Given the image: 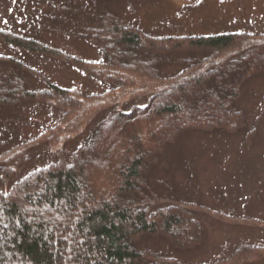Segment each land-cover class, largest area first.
I'll use <instances>...</instances> for the list:
<instances>
[{"label": "trees", "instance_id": "obj_1", "mask_svg": "<svg viewBox=\"0 0 264 264\" xmlns=\"http://www.w3.org/2000/svg\"><path fill=\"white\" fill-rule=\"evenodd\" d=\"M44 2L61 6L70 15L67 18L70 31L86 38L100 52L102 60L85 64L76 58L70 59L55 48L42 47L37 37L13 34L16 38L0 31V42L8 49L30 56L75 65L108 88L93 97L88 95V111L82 113L71 105L68 89L49 81L17 57L0 55L2 139L12 126L9 110L23 102L44 101L61 114V123L38 137L19 144L11 138L9 146L15 145L8 150L5 143L0 144V151L5 150L0 154V264H177L174 259L144 246L143 241L159 237L177 249L190 250L202 240L203 230L195 219L197 211L192 204L183 202L169 186L164 169L153 170V167L165 150L173 147L185 133H229L237 127L240 131L246 129L244 113L237 104L245 82L264 75V34L159 37L123 24L100 1L91 9L90 0L87 5L83 0ZM58 9L51 14L50 26L36 19V28L54 33L63 30L65 27L54 22L61 17ZM102 33L113 37L118 47L131 52L143 51L149 40L157 41V49L162 54L149 69L139 65L130 71L120 63L122 57L116 59L112 53L108 64L105 50L110 44ZM194 52L200 58L189 63L181 61V58L189 59L187 53ZM248 54L251 60L244 61ZM169 61L172 63L167 64ZM180 68L184 69L174 74ZM163 70L168 74L160 75ZM16 72L40 79L43 89L32 92L20 75L21 78L14 79ZM139 73L146 74L147 81ZM211 87L221 94L220 100L210 91ZM166 92L170 93L169 99L157 106L152 117L154 123H146L138 136L111 150H99L112 123L126 119L133 126L144 122V114L153 110L155 96ZM133 118L137 120L133 122ZM164 118H172L173 122L165 127ZM181 119L188 120L182 123ZM68 133L75 136L70 137ZM254 133L248 135L251 140ZM72 138L81 142L67 159L63 146ZM53 145L59 148L47 165L12 183L17 169L32 162L38 149ZM93 154L105 157L101 158L99 171L92 165ZM84 162H88V167ZM5 186H8L7 192L2 191L6 190ZM214 216L237 224L257 222L221 213Z\"/></svg>", "mask_w": 264, "mask_h": 264}, {"label": "rangeland", "instance_id": "obj_2", "mask_svg": "<svg viewBox=\"0 0 264 264\" xmlns=\"http://www.w3.org/2000/svg\"><path fill=\"white\" fill-rule=\"evenodd\" d=\"M98 1L104 4L103 7H107V11L111 10L123 24L135 26L159 37L216 36L227 33H248L255 36L264 34V0H147L146 2L96 0L94 3L90 0L88 7L90 9L96 7ZM83 2L87 5V0ZM60 7L55 3L49 5L44 0H0V31L8 33L11 37L16 35L37 37L42 47L55 48L70 59L76 58L85 64L102 60L100 52L91 47L86 38L70 31L71 26L67 19L70 15ZM57 8L61 17L54 22L65 28L55 33L48 32L46 28L44 31H39L34 24L35 20L38 19L37 21L50 26L53 22L51 14ZM49 26L46 27L50 28ZM98 31L102 32L100 29ZM106 37L110 44L105 50L108 64L109 55L112 53L116 59L121 56L120 63L122 62V66L130 71L139 65L149 69L155 58L162 54L161 50L157 49L159 45L157 41L149 40L147 48L143 51L131 52L115 45L113 37ZM150 47L154 48L155 52L150 51L152 50ZM0 55L19 58L49 81L68 89V93H71L69 96L71 105L74 106V110L80 109L82 113L88 111V102H86L88 95L93 97L108 88L107 85L95 82L75 65L63 63L58 59L30 56L17 49H8L2 42H0ZM181 57L182 55L179 56ZM186 57L189 59L181 58V61L189 63L195 58H200V55L194 52L187 53ZM251 58L248 54L244 57V61ZM170 63L172 61L167 64ZM183 69H178L174 74ZM139 74L143 81H147L146 74ZM165 74H168L165 70L160 73V75ZM16 75L14 79L20 76L24 78V84L32 92L40 91L44 87L39 82L40 79L38 81L32 75L25 72H16ZM154 76L157 77L156 74ZM215 90V87L210 88L220 100L221 94ZM169 96V92L155 96L152 112L144 114L143 119H147V122L143 120L144 122L132 126L131 120L125 119L112 123L99 150H111L116 145L128 141L132 136H138L139 131L146 127V123L155 122L152 117L157 106L165 104ZM203 103L207 109H210L208 103L204 101ZM48 106L44 101H30L9 110L12 113L8 115L11 117L12 126L8 129L10 132H6V137L3 139L0 137V144L6 145L5 150L12 145L38 137L43 131L61 123L60 111ZM237 106L244 113L247 125L245 130L240 131L237 127L229 133L220 131L185 133L173 147L165 150L162 157L156 161L155 168L153 167V170L164 169L169 186L176 191L183 202L192 204L197 211L195 219L203 230L202 240L198 246L190 250L177 249L170 242L159 237L143 241L144 246L174 259L177 264H264V227L259 226L264 224V75L250 78L245 82ZM136 120V118L132 119L133 122ZM184 121L181 119L182 123ZM172 122V118H164L162 125L168 127ZM252 131H255L254 140L248 136ZM68 135L75 136L71 133ZM11 138L18 142L9 146L8 141L11 142ZM70 140L63 146L67 159L72 157L81 142L78 138L69 142ZM58 148L57 145H53L38 149L33 154L35 159L32 162H26L17 169L12 183L27 176L35 168L47 165ZM5 150L0 151V154ZM101 156L102 154L91 156L92 165L98 171L101 158H105ZM83 164L88 167V162ZM5 187L6 190L2 189V191L7 192L8 186ZM205 208L210 209L211 212ZM218 213L257 222L237 224L230 219L224 220L221 216H214Z\"/></svg>", "mask_w": 264, "mask_h": 264}]
</instances>
